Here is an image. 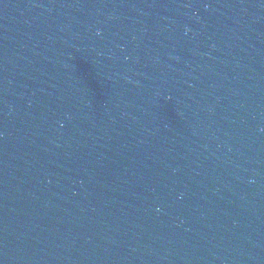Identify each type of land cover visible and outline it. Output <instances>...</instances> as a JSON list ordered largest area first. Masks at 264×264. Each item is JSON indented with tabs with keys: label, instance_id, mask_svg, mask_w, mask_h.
<instances>
[{
	"label": "water",
	"instance_id": "obj_1",
	"mask_svg": "<svg viewBox=\"0 0 264 264\" xmlns=\"http://www.w3.org/2000/svg\"><path fill=\"white\" fill-rule=\"evenodd\" d=\"M0 264H264V0H0Z\"/></svg>",
	"mask_w": 264,
	"mask_h": 264
}]
</instances>
